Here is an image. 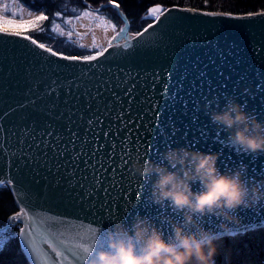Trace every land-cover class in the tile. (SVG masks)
Here are the masks:
<instances>
[{
    "label": "water",
    "instance_id": "1",
    "mask_svg": "<svg viewBox=\"0 0 264 264\" xmlns=\"http://www.w3.org/2000/svg\"><path fill=\"white\" fill-rule=\"evenodd\" d=\"M205 13L211 12L170 7L143 35L130 34L131 47L113 41L92 62L63 60L30 40L0 33V178L11 181L19 207L62 221L91 222L103 229L100 250H108L114 222L131 228L137 215L147 217L167 238L183 220L169 205L153 202L155 176L144 180L133 174L138 154L167 165L163 154L169 148L218 153L221 173L246 167L249 185L264 183V152H244L211 119L234 100L264 122V16ZM119 14L130 33L129 20ZM133 85L134 103L126 94ZM120 111L126 125L116 121ZM98 158L114 169V180L111 169L105 179L98 175ZM192 187L201 190L199 182ZM234 215L239 223L209 214L200 224L218 237L262 227L264 200L241 206ZM51 230L58 233L57 250H63L59 239L66 238L69 226ZM43 247L55 259V252Z\"/></svg>",
    "mask_w": 264,
    "mask_h": 264
},
{
    "label": "clouds",
    "instance_id": "2",
    "mask_svg": "<svg viewBox=\"0 0 264 264\" xmlns=\"http://www.w3.org/2000/svg\"><path fill=\"white\" fill-rule=\"evenodd\" d=\"M212 122L230 132V141L244 152H264V122L245 111V106L229 100L222 111H214ZM163 163H154L146 154L136 155L133 174L148 180L155 176L152 199L169 205L182 214L173 225V234L165 233L149 218L137 215L131 228L122 221L108 230V250L94 253L90 264H216L218 236L203 228L200 218L209 214L239 223L235 211L254 207L264 200V183L249 185L246 167L221 173L218 153L189 148H169ZM199 182L201 190L192 185ZM222 227L228 228V224Z\"/></svg>",
    "mask_w": 264,
    "mask_h": 264
},
{
    "label": "snow or ice",
    "instance_id": "3",
    "mask_svg": "<svg viewBox=\"0 0 264 264\" xmlns=\"http://www.w3.org/2000/svg\"><path fill=\"white\" fill-rule=\"evenodd\" d=\"M13 3H15V0H12ZM109 4H112L115 8H119V4L115 3V0H109ZM73 12H77L75 8L72 9ZM23 13L24 8L21 5L19 8H7L6 6L3 8H0V33L16 36V37H22L24 39L30 40L32 44L37 45L40 49H43L44 51L50 53L53 56H58L60 53L54 52L52 48L46 47L43 43H37L36 40L32 39V37L27 36L24 34L23 31L19 29H31L33 31H41L43 29L40 28L41 22L48 20L49 17L44 15L42 12L41 14L35 16L32 20L25 21L23 19ZM149 13L151 16H153L157 21L160 19L159 13H161V9L159 7H153L149 10ZM206 15H215V13H205ZM29 15H32L31 12H29ZM122 15V13H121ZM254 15L264 16V12L259 13H249L247 16H237L236 19H248L251 18ZM61 12L57 11L55 13L54 18L51 21V31L54 33H57L61 36H66L69 41H71L73 44L75 43L74 40H72L73 37V30L74 25H72L71 19H64L63 24L65 26L71 25V28H69L68 31H65L64 28L61 27L59 23L56 22L55 17H60ZM17 17H19V21H17ZM81 17L90 18L93 22H96L98 27H103L105 31H107L108 24L110 21L106 22V17L100 12V9L95 10H87L80 13H77L76 19H79ZM113 28H115V25H112ZM152 24L148 25V28H151ZM148 29H145V32H147ZM126 34V35H125ZM79 35V34H77ZM138 35H143V33H139ZM123 40L125 41L124 44H119V41ZM112 41H116L118 47L128 48L132 46L131 42V36L128 30V25L125 23L124 27H121L119 31L117 32L116 36L112 37L111 41L109 42V47H112ZM93 44L95 45V36H93ZM80 47H84L83 45H80ZM104 51H107V49H101L97 53V55H102ZM97 55H83V56H75V55H64L61 56L63 60L67 61H84V62H92L97 59ZM135 86H131V88L128 89L126 92L127 96L130 97L131 102H135V96L132 95L134 91ZM121 98L118 97V100ZM129 109H131V103H129ZM129 114L131 112L129 111ZM124 111H120L118 115L116 116V121H119L121 124H127L128 121L124 120ZM139 119V117H138ZM143 125H141L142 127ZM122 131L121 128H117V132ZM105 136H107V133H105ZM121 143H124V139H121ZM111 149L114 150L116 145L114 142L110 141ZM96 149H93V153H95ZM97 163L100 165L99 173L98 175L102 177L103 179L106 178V176L109 174V169H111V179H115V171L114 169L108 165L105 166V163L101 159H97ZM122 163L125 164L126 162ZM3 173L0 172V177H3ZM123 175V173H121ZM97 184L102 185L101 179H96L95 181ZM11 181H5L4 179L0 178V188L6 186V184H10ZM100 187V188H101ZM111 188H115V184L110 185ZM105 196H108V191L104 188ZM128 189L125 188L124 191H127ZM121 198V193L118 192L117 194ZM128 202H126L125 206ZM104 205H101V208H103ZM108 207L110 205L108 204ZM11 221L16 222L19 221L23 224V227L19 231V236L22 238L24 244L26 245V251L30 253L32 257H34L37 261V264H64V261L69 260V257L72 258L70 261V264H75V262H80V264H90V260L93 258V255L95 252L99 251L101 247H104V245H101L99 243V238L102 235L103 229L93 226L91 222L85 223V222H77L72 220H61L59 217L51 216L47 213H36L33 212L32 214L29 213L28 210L24 206L20 207L19 212L12 216ZM95 219V218H94ZM39 222L40 225H47L43 230L41 227L37 226V223ZM61 223L67 224L69 226V232L66 238L59 239V244L62 246L63 250H57L55 239L58 238V233L56 231L51 230L54 225H59ZM64 235L63 232L59 233V236ZM5 240H0V244H4ZM44 245H47L49 248L52 249L53 252H55V259H53L47 252L44 251Z\"/></svg>",
    "mask_w": 264,
    "mask_h": 264
},
{
    "label": "trees",
    "instance_id": "4",
    "mask_svg": "<svg viewBox=\"0 0 264 264\" xmlns=\"http://www.w3.org/2000/svg\"><path fill=\"white\" fill-rule=\"evenodd\" d=\"M33 10H43L48 20L40 27L47 32L30 31L34 38L59 53L67 55H86L87 52L63 43V40L49 36L51 21L57 11L64 12L68 5L87 8L88 4L96 8L109 0H22ZM131 20V31L139 32L151 20L147 17L150 7L154 5L180 6L211 12H225L237 15L258 13L264 11V0H115ZM105 13L119 26L123 21L114 8H105ZM19 211L11 190L4 186L0 189V229L7 226L9 219ZM20 225L14 224L4 230L5 243L0 245V264H30L19 240ZM218 251L215 256L216 264H264V227L241 234H231L216 241Z\"/></svg>",
    "mask_w": 264,
    "mask_h": 264
},
{
    "label": "rangeland",
    "instance_id": "5",
    "mask_svg": "<svg viewBox=\"0 0 264 264\" xmlns=\"http://www.w3.org/2000/svg\"><path fill=\"white\" fill-rule=\"evenodd\" d=\"M7 7V8H9V9H11V8H17V7H15V4L12 2V0H0V8H3V7ZM19 8V7H18ZM73 8H75L76 10H77V12H73L72 11V9ZM69 12H70V14L69 15H63V14H61V16L59 17V19L56 21L57 23H59L60 25H61V27L62 28H64V29H66V30H69V27L68 26H65L64 24H63V20L64 19H71V21H72V25H74L75 27H74V30H73V33L74 34H79V35H77V40L79 41L78 42V46H80L81 45V40H84L85 39V37H87V35H86V28L87 27H89L90 26V28L91 29H93V27H95L96 26V22H92V21H90L91 23H88V25H86V27L85 28H83L82 27V25L79 27V29L81 30L80 31V33H77V31H76V26H77V24H78V22H79V20L80 21H82V18H80L79 20H77L75 17H76V15H77V13H80L81 11H79L78 9H77V7H74V6H71L70 8H69V10H68ZM30 18V19H29ZM17 19V21H19V17H17L16 18ZM23 19L25 20V21H27V20H32L33 19V16L31 17V15H29V13L27 12V10L26 9H24V13H23ZM85 24V23H84ZM87 24V23H86ZM19 30H21V31H23L24 33L25 32H27L29 29H19ZM90 37H88V39H89ZM87 39V40H88ZM91 39V38H90ZM85 42H87V41H85ZM85 42H82V43H85ZM76 45H77V43H76ZM84 46V45H83Z\"/></svg>",
    "mask_w": 264,
    "mask_h": 264
},
{
    "label": "crops",
    "instance_id": "6",
    "mask_svg": "<svg viewBox=\"0 0 264 264\" xmlns=\"http://www.w3.org/2000/svg\"><path fill=\"white\" fill-rule=\"evenodd\" d=\"M82 21H84V18L82 19ZM86 23L88 24V21ZM83 26H85V24ZM77 29L79 30V28ZM113 34H114V28L110 24H108L107 31H105L103 27H99L98 29L97 28L93 29L92 33L89 34L91 38L90 44H87V46H95L97 48H102L107 44V42L113 36ZM93 36H95V45L93 44ZM87 39H88V36L85 37L84 40H81V42H85L87 41Z\"/></svg>",
    "mask_w": 264,
    "mask_h": 264
}]
</instances>
